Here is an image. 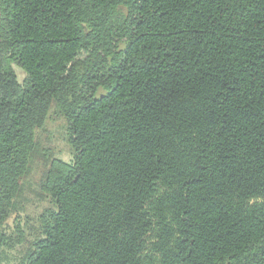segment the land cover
Instances as JSON below:
<instances>
[{
    "label": "trees",
    "instance_id": "trees-1",
    "mask_svg": "<svg viewBox=\"0 0 264 264\" xmlns=\"http://www.w3.org/2000/svg\"><path fill=\"white\" fill-rule=\"evenodd\" d=\"M52 107L23 264H264V0H0V245Z\"/></svg>",
    "mask_w": 264,
    "mask_h": 264
},
{
    "label": "rangeland",
    "instance_id": "rangeland-1",
    "mask_svg": "<svg viewBox=\"0 0 264 264\" xmlns=\"http://www.w3.org/2000/svg\"><path fill=\"white\" fill-rule=\"evenodd\" d=\"M14 70L21 82L24 74L18 68ZM102 94L103 91L99 90L96 96ZM53 159L65 163L72 159L66 124L54 107L50 109L43 127L35 133V149L28 171L20 181V193L4 226V233L9 235L13 220H18L24 229L25 241L13 247L0 245V264H23L25 257L31 252L33 242L40 238L38 219L50 207L49 199L40 191V183Z\"/></svg>",
    "mask_w": 264,
    "mask_h": 264
}]
</instances>
